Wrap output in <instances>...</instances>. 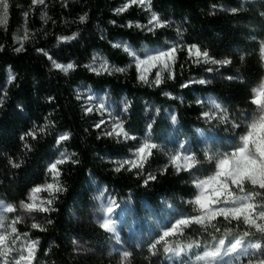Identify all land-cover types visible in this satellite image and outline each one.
Segmentation results:
<instances>
[{
  "label": "trees",
  "instance_id": "16d2710c",
  "mask_svg": "<svg viewBox=\"0 0 264 264\" xmlns=\"http://www.w3.org/2000/svg\"><path fill=\"white\" fill-rule=\"evenodd\" d=\"M123 2L46 0L45 5L33 6L32 0H9L7 25L0 30V86L7 88V98L0 106V198L18 205L26 199L30 188L51 182L50 175L45 174L46 165L55 157L54 137L60 133H71L60 149L75 153L78 161L60 166L59 179L66 191L58 194L54 203L56 211L34 213L30 220L17 225L21 232H29L31 239L39 240L33 264H173L162 249L156 256L149 254V243L162 234L150 226L137 241L128 244L126 251L131 253L128 260L112 253L110 236L94 218L96 188L104 187L116 203H129L139 223L147 215L156 217L158 224L166 229L172 224L166 221L170 211L182 216L196 214L186 202L194 199L196 193L192 180L211 174L213 169L205 161L204 152L232 151L239 135L245 132L246 122L252 118L255 108L250 103L252 89L264 79V64L259 54V43L264 40V0H151L152 10L169 21L168 27L155 32L122 27L129 21L144 24L148 17L138 6L115 14L114 9ZM241 6L242 10L236 14L228 11ZM24 12L29 13L26 20ZM43 13L48 17L46 22L41 18ZM84 15L87 18L81 23L79 17ZM25 30L29 39L24 42L25 50L17 53L13 50L19 47L16 38L23 37ZM73 33L78 34L74 40H58ZM125 42L140 53L170 43L196 44L210 57L230 59L232 63L226 66L193 63L187 51L181 50L177 52L174 79H168L165 72L163 82L152 87L137 81L134 66L124 74L102 76L83 67L96 54L106 57L113 65L126 66L129 56L112 46ZM36 49H43L60 63L76 62L78 67L64 75L53 69L47 56ZM241 55L245 57L243 61ZM210 67L216 70L206 71ZM9 72L16 76L10 85L6 83ZM154 78L155 72L149 76L150 80ZM200 79L211 83H189ZM184 84L188 87H182ZM82 88L103 92L113 103L126 98L130 107L127 113H121V118L137 140L118 143L101 135V129L93 127L99 120L82 111ZM207 98L227 111L228 124H210L202 117L203 105L198 101ZM172 115L177 117L176 123L171 121ZM46 117L53 127L42 139L29 140L32 151H25L20 136L34 124H44ZM233 121L240 122L241 127L231 128ZM199 132L213 133L215 138L203 147ZM146 134L160 149L154 151L145 169L138 174L125 166L117 172L116 162L127 159L131 147ZM181 142L188 143L201 161L194 175L177 172L169 164V148ZM9 158L20 162L21 167L13 168ZM148 174L156 179L145 185ZM48 219L52 220L51 224H47ZM33 222L41 223L47 230L31 229ZM168 239L173 243L179 239L182 244L193 241L203 244L205 235L186 229L185 236Z\"/></svg>",
  "mask_w": 264,
  "mask_h": 264
},
{
  "label": "snow or ice",
  "instance_id": "6c2138e0",
  "mask_svg": "<svg viewBox=\"0 0 264 264\" xmlns=\"http://www.w3.org/2000/svg\"><path fill=\"white\" fill-rule=\"evenodd\" d=\"M46 0H32V5H45ZM65 6H67L65 4ZM132 6H138L148 13L147 22L129 21L122 27L136 28L141 31L155 32L160 28L169 26V21L164 20L160 15L152 10L151 0H124L122 5L114 9L115 14L119 15L126 12ZM9 0H0V26H6L9 12ZM242 10L239 8L228 9L233 14ZM25 20L29 13L24 12ZM264 15V14H262ZM47 21L46 13L41 16ZM86 15L80 16L81 23L85 22ZM111 23L115 24V21ZM180 30L177 29V32ZM77 33L71 36L58 37L59 41H71L76 39ZM29 39L27 30L23 37H17L19 47L13 50L17 53L25 50L24 42ZM255 39V37H253ZM114 48L121 49L126 53L130 61L124 66H116L103 57L96 54L92 57L89 64L84 65L86 69L97 76L124 74L129 68L135 67L137 72V81L146 84L149 87L159 86L163 82V73H168V79H174V65L177 52L186 50L188 58L193 63H205L219 66H226L232 63L230 59L217 60L210 57L209 53L202 50L198 45H183L182 43L166 44L165 47L146 50L142 53L137 52L126 42L114 43ZM2 47V46H0ZM47 56L53 69L59 70L64 75L74 71L78 65L76 62L60 63L52 56L48 55L43 49H36ZM259 54L261 60H264V40L259 43ZM245 57L241 55L240 60ZM155 78L149 79L153 70ZM215 68H207L206 71L213 72ZM16 79L15 74L8 73L6 83L12 84ZM232 79V77H228ZM189 83H199L201 85L211 83L204 79L190 81ZM188 87V84L182 85ZM165 95H170L165 93ZM7 98V88L0 86V106H3ZM50 100L53 98H49ZM80 99V94H77ZM96 99L94 96H87L88 101ZM202 103V101H198ZM251 105L255 106L252 112L251 120L245 124L244 134H240L239 142L234 144L232 151L215 152L209 154L204 152L205 161L213 165L211 174L201 178L196 176L192 183L197 189L194 199L186 203L192 205V211L195 215L182 216L177 218L170 227L166 228L154 241L148 245V252L156 256L162 249L163 254L173 261V264H264V79L259 85L252 89L250 97ZM130 103L125 98L121 101V111L127 113ZM94 109L104 116L107 113L108 119H101L93 124L94 128L101 129V135L116 139L118 143L127 141H136L137 137L130 134L125 127V121L121 118L119 112L113 114L109 106L101 99L98 104H90L82 107L85 115L94 111ZM202 117L208 122L218 121L221 124H228L230 116L225 109L218 103L212 102L211 109L202 113ZM171 121L176 123L177 117L172 115ZM42 125H33L27 132L20 136L22 146L25 151H32L31 141H38L49 133L53 127L52 121L45 118ZM102 126H104L102 128ZM152 125H148L150 132ZM233 129L240 128L241 123L233 121L230 124ZM71 138L70 132L60 133L55 136L58 155L46 165V175H50L51 182L45 181L29 189L26 199L19 201L18 205L9 203L0 198V264H33L36 257L38 239H31L29 232H21L17 225L23 223V216L15 214L17 212L26 213L31 216L34 213L48 214L56 211L54 207L58 194L66 191L60 182V166L71 162L78 163L74 158L75 153H68L66 150H60L63 143ZM160 146L151 140L150 135L146 134L144 139L131 147L132 158L117 161L116 171L119 172L127 166L126 170L140 171L145 169V165L153 156L155 150ZM169 164L177 172L186 171L190 174L198 171V165L201 161L197 153L189 152L183 142L178 143L177 149L168 153ZM9 164L13 168L21 167L20 162L9 158ZM167 170V166L164 171ZM156 179L155 175L148 174L144 179V184ZM40 193H47V197H41ZM119 205L115 199L108 201L106 205H101L99 226L105 232L113 234L119 241L116 222L113 219L116 209ZM35 220V218L33 217ZM52 220L48 219L47 224ZM198 226V227H195ZM31 229L41 232L46 231V227L41 223L33 222ZM194 230L205 235V241H193L186 244L171 242L170 237H183L185 230ZM200 249V251H195ZM123 260H128L131 253L124 251Z\"/></svg>",
  "mask_w": 264,
  "mask_h": 264
},
{
  "label": "rangeland",
  "instance_id": "374dc122",
  "mask_svg": "<svg viewBox=\"0 0 264 264\" xmlns=\"http://www.w3.org/2000/svg\"><path fill=\"white\" fill-rule=\"evenodd\" d=\"M4 27L5 26H0V30H2ZM165 46L166 45L155 47V48H150V49H157V48H162ZM150 49H145L144 51L150 50ZM262 61L264 64V60H262ZM155 71L156 70L154 69L152 71V73ZM81 93L83 96L82 100L84 102V106H88L90 104H98L100 102V100L102 99L105 102V104H107L109 106V108L113 112V114L119 112L121 115V113H122L121 108H120L121 103H113V102L109 101L108 98L106 97L105 93L96 92V91H93V90L88 89V88H82ZM89 95L94 96L96 99H94L92 101H88L87 96H89ZM212 102H215V101L212 99H209V98L202 101L203 112L209 111L211 109ZM89 115L91 117L97 118V120H101V119L107 120L108 119L107 113H105L104 116H101L95 109ZM213 123L218 124V125H225V124L219 123L218 121H214ZM103 127L104 126H102V128ZM199 138H200L201 144L203 145V147H205V143L208 140L214 139L215 136L213 135V133L205 134L203 132H199ZM183 143L185 144V147L188 149V151L192 152L191 146L186 142H183ZM168 148L169 147H167V149ZM175 149H177V146L174 148H169V152H171ZM55 155H58L57 150L55 151ZM128 158H132L131 153H130V156ZM196 192H197V189H196ZM111 199H113V198L107 194L104 187L98 186L96 188L95 194L93 196V202H94V205H95L96 211H97V213L94 215V218H95V221L97 222L98 225L100 223V217H101L100 207H101V205H106L108 203V201ZM117 204L119 205V207L116 209L115 214L113 216V219L116 222V228H117V234L119 236V241L113 236V234H109L105 231L104 232L108 236H110V238H111V242H112L111 251H112V253L120 255L121 258H122L121 254L124 251H126L128 244L132 241H137L141 237V235L143 234V230L146 227H149V226H150V228L154 227L155 230L158 229L161 232L166 230L162 227L161 224H158V222L155 220L156 217L154 218V217H148L147 215H144L143 219H141V222L139 223L137 221L134 209L129 203H117ZM13 215L23 216V222L30 220L32 217V215L29 216L28 214L22 213V212H17L15 214H9V217H11ZM180 217H182V215H179L174 211H170L169 215H167V217H166V221L174 223L175 220L177 218H180Z\"/></svg>",
  "mask_w": 264,
  "mask_h": 264
}]
</instances>
